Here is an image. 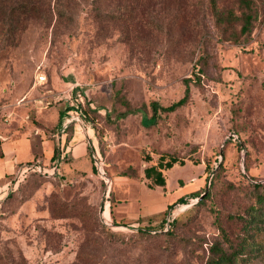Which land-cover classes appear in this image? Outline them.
<instances>
[{
  "label": "rangeland",
  "instance_id": "374dc122",
  "mask_svg": "<svg viewBox=\"0 0 264 264\" xmlns=\"http://www.w3.org/2000/svg\"><path fill=\"white\" fill-rule=\"evenodd\" d=\"M94 2L74 0L73 19L58 29L28 20L14 44L6 43L0 18V136H27L34 145L31 153L19 146L17 158L30 161L0 198V264H206L222 240L221 223L230 237L243 235L230 215L243 214L250 184L264 182V0H255V27L239 42L218 30L207 0L147 1L141 5L150 11L130 26L98 20L86 10ZM160 18L171 21V34L149 24ZM187 88L184 107L159 111L157 123L148 124L153 101L172 104ZM76 91L95 140L85 160L65 156L59 175H50L55 162L46 151L60 154L58 126ZM161 156L184 161L162 170L164 188L145 174ZM207 188L212 198L205 203L194 206L193 198L174 206L184 210L173 237H136L139 225H158L165 213L139 224L105 223L108 204L116 213L121 202L174 203ZM251 230L243 264H264V215Z\"/></svg>",
  "mask_w": 264,
  "mask_h": 264
},
{
  "label": "trees",
  "instance_id": "16d2710c",
  "mask_svg": "<svg viewBox=\"0 0 264 264\" xmlns=\"http://www.w3.org/2000/svg\"><path fill=\"white\" fill-rule=\"evenodd\" d=\"M105 1L106 0H95L94 4L86 9L87 12L94 14L100 21L122 23L130 26L141 21V15H143L145 11H150L149 7L145 9L141 4L147 1L152 2L154 0H120L121 2L113 8H109L107 4H105ZM72 2H74V0H0V18L5 24L6 43L14 44L20 37V31L23 24L30 19L38 18L48 27L53 23V26L57 29L58 27L64 26V22H67L66 20H72L75 15L72 10ZM207 2L208 8L214 18L215 25L223 36L239 42L241 41L242 36L249 35L255 27L258 19V9L256 8L255 0H234L233 5L231 6L224 5L222 0H207ZM191 3H189V6L192 9H195L196 3ZM154 9L155 8L152 10ZM181 10L182 6H179L175 18ZM149 24H152L155 29L162 33L164 30H167L168 34H171L169 33L170 28L172 27L171 21L165 23V21L160 18V20L157 19V21H149ZM188 100L189 89L187 88L185 95L172 104L164 106L158 101H153L151 103L153 111L152 116L148 117L147 114L145 115L148 124L153 125L157 123L158 119L161 117L159 111L167 113L174 112L177 109L184 107L188 103ZM128 104L129 103H127V106ZM72 108L82 109L83 113H85V108L82 104H79L78 106L67 105L66 107L67 110ZM72 128L73 125L69 127L68 134ZM71 137L72 135L70 138ZM67 142L68 140L66 139L65 145L63 146L64 150L67 148ZM58 156L59 151H55L53 160L55 161ZM178 162L184 163L183 160L175 156H172L165 162V159L161 156V160L157 165H152L145 169V174L147 178L153 180V184L165 187L166 177L162 170L165 168H171ZM94 166L96 168L95 163ZM214 173L215 172L213 171V175L215 176ZM58 175L59 173L55 176ZM213 179L212 182H214ZM250 185L251 190L243 214L239 213L230 215L231 219L241 221L244 230L243 235H240L241 237L239 240L230 237L226 228L221 223L220 231L222 240H218L212 244L206 264H243L245 262L246 255L248 254L247 248L254 243L255 238V233L252 232L251 228L256 219L264 215V182H253ZM205 191L206 190H196L188 195L181 196L174 203L169 205L168 210L165 212V217L160 224L152 225V223H149V225H139L136 237L143 241H152L156 239V237L169 234L173 237L175 235L174 231L179 225L180 214L171 219L168 226L166 222L167 214L176 204H188L193 198H200ZM209 198H212V192L210 191L200 198L194 206L205 203ZM115 225L120 226L126 224L115 223ZM107 235L110 238L116 236L110 231Z\"/></svg>",
  "mask_w": 264,
  "mask_h": 264
},
{
  "label": "crops",
  "instance_id": "0c3cea01",
  "mask_svg": "<svg viewBox=\"0 0 264 264\" xmlns=\"http://www.w3.org/2000/svg\"><path fill=\"white\" fill-rule=\"evenodd\" d=\"M73 126H75L74 134L70 142L66 144L67 148L64 155L72 158L73 162L78 163L87 158L89 144L95 140V132L88 118L84 120V123L74 124ZM27 142L28 144H26ZM19 146L21 148H26L27 146L26 150L29 153L34 151V145H32L31 140L27 136H23L22 138L18 136L13 139L0 136V198L7 194L14 177L12 175L18 172V167H20L21 163L25 164L27 161H30V159L25 161L17 158L19 153V155L22 154ZM46 153V156L53 159L55 155L54 149L49 148ZM161 187L164 188V186ZM172 202L171 199H167L159 204L160 207H157L159 206L157 203L146 204L142 199H134L128 203H119L116 213H113L111 204H108L104 213L111 221H118L119 218H123L127 220L126 225H133L139 224L141 220L151 219L154 215H164Z\"/></svg>",
  "mask_w": 264,
  "mask_h": 264
},
{
  "label": "built area",
  "instance_id": "2783aa9c",
  "mask_svg": "<svg viewBox=\"0 0 264 264\" xmlns=\"http://www.w3.org/2000/svg\"><path fill=\"white\" fill-rule=\"evenodd\" d=\"M38 81L40 83H45L47 81V75L46 74H39ZM79 104L80 105L84 104V95L81 91H76L75 96L70 99V105L71 106H76V105L78 106ZM85 118H86V115H85V113H83L82 109L72 108V109L68 110V115L62 119V122H61V124L58 128L57 134H56V137L59 140L60 154L54 161L55 163L52 167L51 173H49L50 175H56L58 173L61 160L64 159V157H65V155H64L65 150H64L63 146L65 145L64 140L67 138L69 127L74 125V124L84 123ZM93 158H94L95 165H96L98 172L100 174L106 176L105 169L102 166V163H101L99 157L97 156V154L93 153ZM38 168H39V170H42V167H38ZM183 210L179 209V208L171 210L167 214V217H166L167 226H168L169 222L171 221V219L175 218L179 214V212L183 211ZM104 216H105V213H104ZM110 222H111V220H109V218H107L105 216V223L110 225L111 224Z\"/></svg>",
  "mask_w": 264,
  "mask_h": 264
},
{
  "label": "water",
  "instance_id": "95a60500",
  "mask_svg": "<svg viewBox=\"0 0 264 264\" xmlns=\"http://www.w3.org/2000/svg\"><path fill=\"white\" fill-rule=\"evenodd\" d=\"M207 192H208V188L206 189L205 193L200 198H202Z\"/></svg>",
  "mask_w": 264,
  "mask_h": 264
}]
</instances>
